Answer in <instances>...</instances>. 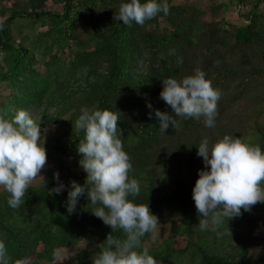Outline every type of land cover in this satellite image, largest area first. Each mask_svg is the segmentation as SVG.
<instances>
[{
	"label": "trees",
	"instance_id": "16d2710c",
	"mask_svg": "<svg viewBox=\"0 0 264 264\" xmlns=\"http://www.w3.org/2000/svg\"><path fill=\"white\" fill-rule=\"evenodd\" d=\"M167 2L168 15L125 26L114 19L121 0H0V109L11 115L59 104L51 120L72 110L64 135L45 143L46 175L29 185L24 202L11 208L9 194L0 191V239L10 264L28 258L30 264L51 262L57 248L82 240L92 249L72 258L92 261L112 232L91 213L86 192L73 213L66 210L70 182L84 186L87 176L77 151L84 134L74 127L82 106L118 115L132 163L129 176L140 184L135 203L148 204L158 220L165 214L178 219L168 238L147 247L158 264H264L263 252L249 258L232 243L240 238L239 223L253 210L264 211V202L223 219L215 231H200L192 199L198 169L204 168L196 147L203 137L234 135L264 150V0ZM161 18L165 31L157 26ZM196 68L220 93L215 126L206 128L203 118L176 117L178 126L161 132L155 110L174 116L159 96L162 80ZM59 183L64 187L56 194ZM112 235L123 238L119 229ZM148 237L141 238L142 247Z\"/></svg>",
	"mask_w": 264,
	"mask_h": 264
},
{
	"label": "clouds",
	"instance_id": "9594fccd",
	"mask_svg": "<svg viewBox=\"0 0 264 264\" xmlns=\"http://www.w3.org/2000/svg\"><path fill=\"white\" fill-rule=\"evenodd\" d=\"M159 13L169 14L167 0H121L114 19L125 26L133 22L143 25ZM159 96L174 113L173 116L155 110L161 132L165 133L169 125L176 128V117L203 118L206 128L215 126L220 93L203 70L196 68L180 79H163ZM147 107L151 108V104ZM118 120V115L108 109L80 108L74 127L77 133L84 134L77 151L87 176L84 186L70 182L66 210L73 213L79 196L86 192L89 204L94 206L91 213L112 229L92 264H157L149 249L142 247L141 238L155 233L158 218L148 204L135 203L140 184L129 176L132 163L124 150ZM196 147L204 165L198 169L192 188L200 231H215L223 219L238 217L241 209L249 211L257 202H264V150L259 145L225 134L215 141L203 137ZM45 163L40 122L25 109H15L11 115L0 109V188L9 194V207L18 208L24 202L31 181ZM54 178L58 180V173H54ZM63 187L59 183L52 191L59 194ZM117 229L122 230L123 238L112 235ZM0 264H10L3 239ZM15 264L26 261L17 260Z\"/></svg>",
	"mask_w": 264,
	"mask_h": 264
},
{
	"label": "rangeland",
	"instance_id": "374dc122",
	"mask_svg": "<svg viewBox=\"0 0 264 264\" xmlns=\"http://www.w3.org/2000/svg\"><path fill=\"white\" fill-rule=\"evenodd\" d=\"M179 1H191L198 5L210 2H218L220 0H179ZM232 18L237 21L236 13L233 12ZM155 25L152 23L150 25L153 28ZM157 26L165 31L168 28L166 20L163 18L159 19ZM79 31L82 37H85L86 30L84 25H79ZM68 57V54L65 53ZM59 104L54 106H49L45 109V106H33L29 110L31 116L40 122L41 135L44 138L45 143L61 137L64 135L69 127V117L72 110H68L63 113L56 120H51L53 111L55 107H59ZM46 110V111H45ZM47 157V153H46ZM46 175V163L44 167L38 173V176L34 178L30 184L39 183ZM3 189L0 188V191ZM157 229L154 234H149L148 239L144 242L146 247H157L163 240L170 236L173 228V223H177L178 219L170 215H162L158 220ZM239 233V239H232V243L241 245L249 258H254L258 253H264V211L253 210L239 223L236 229ZM184 237H181L177 242L178 245L183 244ZM92 245H90L86 240H82L75 245L68 247H61L56 249V255L53 261L47 262L42 261L41 264H92V261L79 262L72 258L73 255L81 250H91ZM31 259L26 260V264H30ZM158 264V262H157Z\"/></svg>",
	"mask_w": 264,
	"mask_h": 264
}]
</instances>
